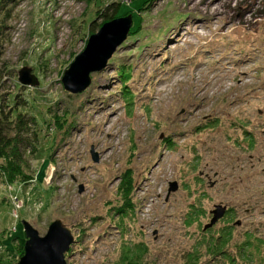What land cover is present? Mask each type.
Returning a JSON list of instances; mask_svg holds the SVG:
<instances>
[{
    "label": "rangeland",
    "instance_id": "rangeland-1",
    "mask_svg": "<svg viewBox=\"0 0 264 264\" xmlns=\"http://www.w3.org/2000/svg\"><path fill=\"white\" fill-rule=\"evenodd\" d=\"M113 2L127 38L65 91ZM14 96L38 142L35 178L0 184V264L23 255V221L43 236L56 219L74 238L66 264H264V0H5V109Z\"/></svg>",
    "mask_w": 264,
    "mask_h": 264
},
{
    "label": "water",
    "instance_id": "water-1",
    "mask_svg": "<svg viewBox=\"0 0 264 264\" xmlns=\"http://www.w3.org/2000/svg\"><path fill=\"white\" fill-rule=\"evenodd\" d=\"M132 24V16L115 17L105 21L99 30L92 33L82 52L64 70L61 82L65 91L80 93L90 85V73L105 68L116 48L127 38ZM18 80L22 85L36 86L37 78L30 73V69L23 67L18 72ZM92 158L98 161L97 153L91 151ZM79 191L82 187H79ZM177 184H169V192L175 191ZM226 206L216 205L211 211L210 221L203 230L211 228L225 213ZM25 241L23 255L18 264H66L65 253L69 250L74 238L71 231L59 220H54L41 236L27 221L22 222Z\"/></svg>",
    "mask_w": 264,
    "mask_h": 264
},
{
    "label": "trees",
    "instance_id": "trees-1",
    "mask_svg": "<svg viewBox=\"0 0 264 264\" xmlns=\"http://www.w3.org/2000/svg\"><path fill=\"white\" fill-rule=\"evenodd\" d=\"M3 1L0 0V3ZM105 9H111L109 16L103 9L96 13V16L104 17V22L119 14L121 7L118 2H113ZM19 99L20 96H14V104L8 109L0 102V184H11L16 180L27 183L35 178L33 170L27 172L26 159L37 151L38 133L33 128L36 120L33 115L19 111Z\"/></svg>",
    "mask_w": 264,
    "mask_h": 264
},
{
    "label": "flooded vegetation",
    "instance_id": "flooded-vegetation-1",
    "mask_svg": "<svg viewBox=\"0 0 264 264\" xmlns=\"http://www.w3.org/2000/svg\"><path fill=\"white\" fill-rule=\"evenodd\" d=\"M263 133H264V130L262 131ZM260 160H262V159H260ZM214 182H212V183H210V186H214ZM227 210V209H226ZM226 212V211H225Z\"/></svg>",
    "mask_w": 264,
    "mask_h": 264
}]
</instances>
